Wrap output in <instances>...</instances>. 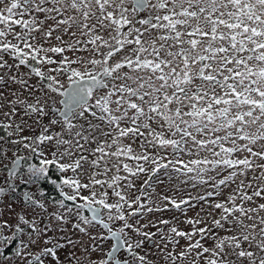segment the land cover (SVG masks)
Masks as SVG:
<instances>
[{
  "label": "snow or ice",
  "instance_id": "obj_1",
  "mask_svg": "<svg viewBox=\"0 0 264 264\" xmlns=\"http://www.w3.org/2000/svg\"><path fill=\"white\" fill-rule=\"evenodd\" d=\"M0 173V264H264V0H0Z\"/></svg>",
  "mask_w": 264,
  "mask_h": 264
},
{
  "label": "flooded vegetation",
  "instance_id": "obj_2",
  "mask_svg": "<svg viewBox=\"0 0 264 264\" xmlns=\"http://www.w3.org/2000/svg\"><path fill=\"white\" fill-rule=\"evenodd\" d=\"M1 177H3V174L1 175ZM21 187H22V189H24V185H22ZM43 190H44V193L46 194V196L50 199H59L60 198L58 192L54 189V186L51 184L44 185Z\"/></svg>",
  "mask_w": 264,
  "mask_h": 264
},
{
  "label": "rangeland",
  "instance_id": "obj_3",
  "mask_svg": "<svg viewBox=\"0 0 264 264\" xmlns=\"http://www.w3.org/2000/svg\"><path fill=\"white\" fill-rule=\"evenodd\" d=\"M1 175H2V173H0V179H2ZM21 186H22V185H21ZM26 187H27V188H28V187L30 188L31 185L24 186V189H22V187H20V189H18V194H19L20 192L24 191V190L26 189ZM45 195H46V194H45ZM48 199H49V200H52V199H50V198H48ZM97 231H100V229H99L98 226H97L96 228L93 229V232H97ZM110 244H111V241H105V242H104V247L107 248L108 245H110Z\"/></svg>",
  "mask_w": 264,
  "mask_h": 264
}]
</instances>
